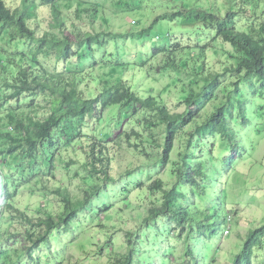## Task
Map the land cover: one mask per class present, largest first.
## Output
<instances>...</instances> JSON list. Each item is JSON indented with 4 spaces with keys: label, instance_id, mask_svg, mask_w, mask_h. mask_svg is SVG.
Instances as JSON below:
<instances>
[{
    "label": "trees",
    "instance_id": "1",
    "mask_svg": "<svg viewBox=\"0 0 264 264\" xmlns=\"http://www.w3.org/2000/svg\"><path fill=\"white\" fill-rule=\"evenodd\" d=\"M21 1L23 6L14 7L9 0H0V38L9 45L18 42L29 45L28 50L18 51L0 45V202L2 198L6 201L10 223L13 224L15 219L22 227L19 230L21 234H13L14 240L26 246L34 259L33 253L37 249L50 243L61 228L72 226L90 207L93 197L116 181L112 174L113 162L122 148V142L134 146L145 157L150 156L148 151L140 149L138 142H131L133 137L141 138L142 135L134 129L120 130L115 137L92 131V125L103 120L107 109L118 106L123 120L133 115L137 121H142L141 115L148 112L149 117L143 121L156 124L154 119H157L164 125L161 163L169 166L168 175L172 180L158 176L151 183H137L140 188L146 187L149 193L162 192L163 200L161 206L148 209L137 232L128 231L127 251L124 254H112L113 264H146V261L152 264V259L143 252L144 235L150 229H157L156 223L164 218L175 221L182 233L187 231L184 236V264H200L201 255L196 254L197 249L194 247L197 242L193 241L192 244L189 238L195 232L197 237L213 238L218 229L214 219L225 214L218 208L221 196L218 203L209 204L205 209L197 204H187L184 199L191 194L211 197L213 188L208 183L209 174L202 162H196L202 140L220 134L233 146L238 144L239 134L232 121L241 120L243 124H248L250 118L246 102L250 97L247 94L264 95V0H225L210 7L202 6L199 0H171L177 5L169 6L163 16L155 18L149 26L131 35L132 38L141 39L152 37V29L161 19L167 20L173 30L176 29V23L192 22L197 24L198 33L210 31L214 33L213 41L220 39L234 48L236 53L229 52V55L235 63L226 65L223 71L206 74V62L199 64L202 71L198 74L205 86L199 92L192 89L183 98L186 105L183 112L171 109L161 96H144L123 77L129 67H144L143 64L140 66L129 61L117 63L118 56L114 53L105 58L102 64L98 62L96 53L105 54L111 42L125 39L127 33L110 29L86 31L69 28L61 9V0ZM42 6L52 17L50 27L58 30L43 27L44 19L38 12ZM77 15L81 17L79 11ZM97 17L95 12L94 19ZM240 17L244 18L245 24L240 23ZM168 34L170 37L174 31ZM157 36L164 37L163 34ZM171 42L169 46L152 49L151 59L162 57L160 65L156 67L160 72L189 69L191 57L199 59L212 47L210 42L195 50L176 41V38ZM40 55L55 57L58 65L64 64L62 68L65 69H69L66 62L72 58L93 57L91 67L99 64L104 72L101 75L96 69L90 71L88 77L96 89L85 92L80 85L87 76L81 71H52L39 59ZM114 56L115 61L110 60ZM227 77L232 80V84L226 90L235 95H229L225 101L216 104L206 118H202L199 101L218 100L217 91L223 84L222 79ZM182 137L186 139L185 147L175 159L173 153L176 141ZM57 157L67 167L81 165L83 158L89 172L83 178L90 187L84 188L82 195L77 196L66 185H55L50 188V192L60 200L61 210L54 213L47 206L40 207L38 216H31L16 205V194L11 182L18 168L24 177L26 172L34 174L36 161L41 158L43 161L37 170L43 171L45 175V168L52 170L56 167ZM19 159L23 160L22 164H17ZM109 209L111 206L100 211ZM12 210L15 213H11ZM209 216L214 219L209 221ZM2 219L3 216H0ZM155 235L164 236L158 232ZM6 248L0 236V258ZM256 248H264V223L247 233L240 251L226 264H252ZM158 258L162 263L169 264L167 257L163 259L159 255Z\"/></svg>",
    "mask_w": 264,
    "mask_h": 264
},
{
    "label": "rangeland",
    "instance_id": "2",
    "mask_svg": "<svg viewBox=\"0 0 264 264\" xmlns=\"http://www.w3.org/2000/svg\"><path fill=\"white\" fill-rule=\"evenodd\" d=\"M9 1L14 7L20 4L23 6L21 0ZM224 1L199 0L204 7L219 5L218 3ZM95 4L100 6L97 7ZM60 5L69 28L86 31L110 29L127 33L125 39L111 42L106 47L105 54L96 53V59L102 64L105 58L114 53L118 56L117 63L129 61L140 66L143 64L144 67L132 66L136 71L129 67L123 77L144 96L150 94L161 96L176 112L185 110L186 105L182 100L192 89L197 92L204 89L205 82L198 74L202 71L200 63L206 62V74L223 71L226 65L235 63L229 55V52L236 53L231 45L220 39L213 41L214 33L210 31L198 33L197 24L192 22L176 23V29L173 30L167 20L161 19L152 29V37L132 38V34L138 33L142 27L149 26L155 18L168 12L169 6L177 5L171 0H61ZM77 11L81 17H78ZM38 12L44 19L43 27L58 30L50 27L52 17L45 7H40ZM95 12L98 15L96 19ZM239 21L245 24L243 17H240ZM173 31L174 34L170 35V38L168 33ZM158 34H163L164 37L160 38ZM175 38L176 41L195 50L210 42L212 47L199 59L188 57L191 60L189 69L160 72L156 67L160 65L162 57L158 60L151 59L152 49L156 46H169ZM6 42L0 38V45L12 51L29 49L28 43L25 42L11 45ZM39 59L52 71H81L87 76L86 81L80 85L85 92L96 89V85L88 77L90 71L96 69L101 75L104 72L99 64L91 67L93 57L72 58L66 62L69 69L62 68L64 64L59 66L55 57L40 55ZM114 59L115 56L110 58L112 61H115ZM222 82L217 91L218 100L199 101L198 107L202 118H206L216 104L225 101L229 95H235L229 94L226 90L232 84V80L227 77L222 79ZM1 87L2 81L0 89ZM247 97H250L246 102L250 122L243 124L241 120L232 121L239 134L238 144L233 146L228 139L217 134L205 137L197 150L196 162L204 164L209 174L208 183L213 189L211 197L203 198L191 194L184 202L197 204L205 209L209 204L218 203L221 196L218 208L225 213L224 216L215 219L213 216L208 217L209 221L214 219L218 225L213 238L197 237L196 232L190 235L189 242L192 244L193 241L197 242L194 247L197 249L196 254L201 255L200 264H226L240 251L247 233L264 223V95L247 94ZM145 117H149L148 112L141 115L142 121H137V117L133 115L123 120L120 118V108L113 106L106 110L102 121L92 125L91 129L95 133L111 134L112 137L120 130L134 129L140 132L141 138L135 136L131 142L133 144L138 142L140 149L148 151L150 156L145 157L134 146L122 142V148L113 162L112 174L116 181L108 184L99 195L93 197L90 207L72 226L61 228L50 243L37 249L33 253L34 259L27 252L26 246L23 247L14 240L13 234L17 232L21 234L19 230L22 227L15 219L13 224L10 223L11 220L7 217L10 212L7 211L6 201L2 198L0 216H3V219L0 220V236L7 248L0 258V264H113L112 254L126 253L128 231L137 232L148 209L152 206H161L163 200L162 192L149 193L146 187L140 188L137 183L140 181L151 183L158 176L172 180L168 175L169 166L161 163L160 147L165 140L164 125L157 119H154L156 124H148L143 121ZM185 143V137L176 141L173 158H178V153L184 150ZM37 160L36 170L43 158ZM22 163L21 159L17 161V164ZM55 164L56 167L52 170L45 168L47 172L45 175L43 171L35 170L34 174L26 172L24 177L18 168L11 182V188L16 194V205L31 216H38L40 207L47 206L54 213L61 210L60 200L50 192V188L55 185L64 184L77 196L82 195L84 188L90 187L83 178L89 174L83 158L81 165L67 167L59 157ZM129 170L131 171L128 172ZM106 206H111V209L100 211ZM11 213L15 211L12 210ZM156 224L157 229H150L144 235L143 252L145 251L146 256L152 259V264H165L160 261L159 255L163 259L167 257L169 264H184L186 244L184 236L187 231L182 233L177 223L169 218L160 219ZM195 228L194 224V231ZM226 229L230 231L229 234L225 233ZM156 232L164 236H156ZM146 264L150 263L146 261ZM252 264H264V248L254 250Z\"/></svg>",
    "mask_w": 264,
    "mask_h": 264
},
{
    "label": "clouds",
    "instance_id": "3",
    "mask_svg": "<svg viewBox=\"0 0 264 264\" xmlns=\"http://www.w3.org/2000/svg\"><path fill=\"white\" fill-rule=\"evenodd\" d=\"M226 230H228V229H226ZM226 230H225V233H226V234H229V233H230V231L228 230V233H227V232H226Z\"/></svg>",
    "mask_w": 264,
    "mask_h": 264
},
{
    "label": "built area",
    "instance_id": "4",
    "mask_svg": "<svg viewBox=\"0 0 264 264\" xmlns=\"http://www.w3.org/2000/svg\"><path fill=\"white\" fill-rule=\"evenodd\" d=\"M226 232L228 233V230H226Z\"/></svg>",
    "mask_w": 264,
    "mask_h": 264
}]
</instances>
